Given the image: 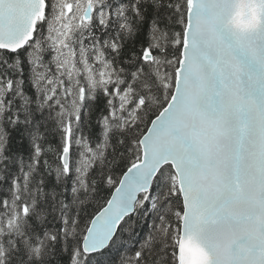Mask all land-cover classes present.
<instances>
[{
	"label": "snow or ice",
	"instance_id": "6c2138e0",
	"mask_svg": "<svg viewBox=\"0 0 264 264\" xmlns=\"http://www.w3.org/2000/svg\"><path fill=\"white\" fill-rule=\"evenodd\" d=\"M0 264H264V0H0Z\"/></svg>",
	"mask_w": 264,
	"mask_h": 264
}]
</instances>
